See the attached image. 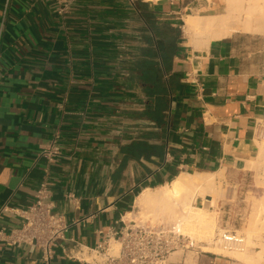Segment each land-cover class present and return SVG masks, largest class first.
Returning <instances> with one entry per match:
<instances>
[{
	"label": "crops",
	"instance_id": "crops-1",
	"mask_svg": "<svg viewBox=\"0 0 264 264\" xmlns=\"http://www.w3.org/2000/svg\"><path fill=\"white\" fill-rule=\"evenodd\" d=\"M222 6L74 0L61 15L54 0H0V210L25 209L51 184L70 224L51 264H106L81 256L127 226L144 190L182 173L236 176L257 157L264 37L236 32L203 46L185 32L188 15ZM172 29L175 55L166 50ZM53 141L59 155L49 161L43 149ZM0 224L22 220L3 212ZM239 262L212 255L196 264ZM0 264L44 263L36 247L0 242Z\"/></svg>",
	"mask_w": 264,
	"mask_h": 264
},
{
	"label": "bare ground",
	"instance_id": "bare-ground-1",
	"mask_svg": "<svg viewBox=\"0 0 264 264\" xmlns=\"http://www.w3.org/2000/svg\"><path fill=\"white\" fill-rule=\"evenodd\" d=\"M160 1V0H147ZM219 13L203 15L195 13L185 18V32L196 45L208 46L214 39L227 37L236 32L264 34V0H222ZM264 159V143L260 148ZM222 173H182L174 181L157 190L146 189L137 198L134 212H129L126 219L152 211L163 220L179 224L181 231L196 240L205 253L226 255L245 264H264V196L254 199L256 209L248 218L245 226L246 238L240 235L229 237L218 222L217 202L226 196L217 177ZM197 198L204 205L214 207L210 211L197 207ZM244 242V244H243ZM198 245V246H199ZM121 244L112 241L108 256L118 257ZM81 257L91 261L106 259L104 256L84 254ZM176 259L174 256L173 260ZM184 264H196L186 258Z\"/></svg>",
	"mask_w": 264,
	"mask_h": 264
},
{
	"label": "built area",
	"instance_id": "built-area-1",
	"mask_svg": "<svg viewBox=\"0 0 264 264\" xmlns=\"http://www.w3.org/2000/svg\"><path fill=\"white\" fill-rule=\"evenodd\" d=\"M57 12L66 14L74 0H54ZM258 138L264 139V119L258 124ZM43 153L49 161H54L59 155L55 141L50 143ZM47 172V171H46ZM244 176L240 181L236 178H227L223 181L228 191H234L239 182H246ZM10 212L22 220L20 227L7 228L0 224V242L14 247L32 246L42 253L44 264H51L59 242L65 238L70 224L65 217L56 210L53 201L51 184L45 179L37 189L33 202L22 210L11 209L5 205L0 210ZM112 241L121 244L118 257L107 255ZM196 251L201 253L196 240L185 235L179 224L167 226L135 225L134 229L124 226L121 231L114 232L106 241L95 249L89 250V255L104 256L106 264H165L170 255L176 251Z\"/></svg>",
	"mask_w": 264,
	"mask_h": 264
},
{
	"label": "rangeland",
	"instance_id": "rangeland-1",
	"mask_svg": "<svg viewBox=\"0 0 264 264\" xmlns=\"http://www.w3.org/2000/svg\"><path fill=\"white\" fill-rule=\"evenodd\" d=\"M259 36L264 37V34H260ZM258 139V145L261 148V145L264 143V139ZM244 176L247 177L246 182H239L238 185H236L237 188L234 191H228L227 187L223 183V181L227 178H236L240 181ZM216 181L222 188H224L226 192V196L219 199L217 202L216 212L218 213V222L221 229H223L226 232L225 234L229 237L240 235L241 237L246 238V222L252 212L256 209L253 200H261L264 196V159L261 157L260 149L257 157L248 164V167L244 170V172L242 171L236 176H231L226 171H222L221 175L217 177ZM194 205L197 207L206 206L204 205V201L201 198H197V200L194 202ZM206 208L210 211H215V208L210 207V205H207ZM134 211H136L135 208L134 210L132 209V212ZM134 214L136 213L134 212ZM126 221L128 226L133 229L135 225L167 226L173 223L172 221L163 220L161 216H156L152 211H146L144 214L139 216L134 215L132 220L127 219ZM197 245H199L198 242ZM200 249L201 253L199 255H197L196 251L193 250H178L170 255L165 264H182L186 258L197 261L198 257L200 256L212 255L225 257L228 259H235L222 254L215 255L212 253H205L203 252L202 248ZM174 256H176V259L173 260ZM99 260L101 261V259ZM241 263L245 264L243 262Z\"/></svg>",
	"mask_w": 264,
	"mask_h": 264
},
{
	"label": "trees",
	"instance_id": "trees-1",
	"mask_svg": "<svg viewBox=\"0 0 264 264\" xmlns=\"http://www.w3.org/2000/svg\"><path fill=\"white\" fill-rule=\"evenodd\" d=\"M167 34H168L167 39H166L167 40L166 41L167 54L171 50L173 55H175V53L177 52V42H178V38L180 37V31H178L176 29H172ZM159 48H160V51L162 52V56L164 58L165 43L163 41H160ZM167 103L168 102L166 100H164V97H163L162 102L157 103V108H158L159 113L161 112V114H162V112L164 111V108H166L168 106ZM159 121L164 122L163 118H160Z\"/></svg>",
	"mask_w": 264,
	"mask_h": 264
}]
</instances>
